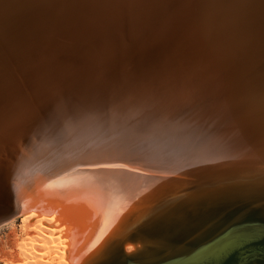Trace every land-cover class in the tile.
I'll return each mask as SVG.
<instances>
[{"label":"bare ground","instance_id":"obj_1","mask_svg":"<svg viewBox=\"0 0 264 264\" xmlns=\"http://www.w3.org/2000/svg\"><path fill=\"white\" fill-rule=\"evenodd\" d=\"M225 206L264 209V0H0V227L20 218L16 264L149 258L163 223L175 242L185 216ZM257 224L182 261L264 264Z\"/></svg>","mask_w":264,"mask_h":264},{"label":"water","instance_id":"obj_2","mask_svg":"<svg viewBox=\"0 0 264 264\" xmlns=\"http://www.w3.org/2000/svg\"><path fill=\"white\" fill-rule=\"evenodd\" d=\"M203 209L204 207H200L198 210H196L194 213H200L195 217L191 218V215L194 213H190L183 218L189 219L186 221V223L182 224V226L190 224V227L185 237L175 242L173 241L174 237H171V234L176 230V228H169V226L163 223V228H161L160 232L164 235L165 240L159 245L160 248H164L162 252L154 254L149 258H146L148 257L146 256V259H137V257H134L132 260L128 259L123 251L120 250L119 254L113 255L111 253L107 257L98 260L96 264H201L208 257H204L198 262H195L192 259H185L182 261V259L195 251L194 249L200 245L204 244L200 248L208 244L214 245L216 247L226 248L228 246H232L234 243H237L236 241L240 242L245 238L251 239L252 236L250 234L253 231L262 230L259 227V225L262 226V224H257V222H263L264 209L247 210L227 208L225 206L220 209L219 207H215L214 210L209 209L208 213H206V211L203 212ZM214 220H216V222L217 220L219 221L215 226H220L219 228L215 229L214 233L208 236L210 229L208 226L211 225ZM144 250L145 248L142 250H137L135 255L137 256L142 252L144 253ZM242 256L243 253L239 251L234 256L225 259L221 264H237Z\"/></svg>","mask_w":264,"mask_h":264},{"label":"rangeland","instance_id":"obj_3","mask_svg":"<svg viewBox=\"0 0 264 264\" xmlns=\"http://www.w3.org/2000/svg\"><path fill=\"white\" fill-rule=\"evenodd\" d=\"M11 227H13V228H11ZM10 232H11V234H10ZM14 232L16 235L14 234ZM14 235L16 238L14 237ZM23 238H25V234L22 231V223L20 221V218H16L13 222L1 226L0 227V248H2V249H0V254L1 255H4V254L7 255V256L4 255L2 257H7L8 259H11V260L13 259L12 261H14L17 257L18 258L22 257L20 259H23V257L25 255H23V253L20 251L21 248H19V245H20V247L22 246L19 243H21L23 241L22 240ZM10 242H13V243H10ZM12 246H14V248ZM16 253H18V254H16ZM13 254H14V256H13ZM2 257H0V264H6V262L4 261V258H2ZM17 259L15 260L16 262H17ZM16 262H15V264H16ZM8 264H11V262L9 261Z\"/></svg>","mask_w":264,"mask_h":264}]
</instances>
